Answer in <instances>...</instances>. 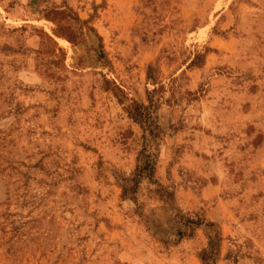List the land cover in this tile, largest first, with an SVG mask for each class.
<instances>
[{"label": "rangeland", "instance_id": "rangeland-1", "mask_svg": "<svg viewBox=\"0 0 264 264\" xmlns=\"http://www.w3.org/2000/svg\"><path fill=\"white\" fill-rule=\"evenodd\" d=\"M0 264H264V0H0Z\"/></svg>", "mask_w": 264, "mask_h": 264}]
</instances>
